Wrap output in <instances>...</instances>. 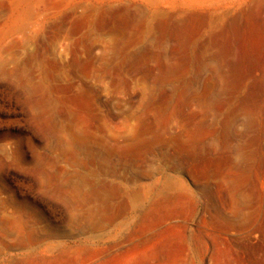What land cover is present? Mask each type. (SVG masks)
Returning <instances> with one entry per match:
<instances>
[{
  "label": "rangeland",
  "instance_id": "rangeland-1",
  "mask_svg": "<svg viewBox=\"0 0 264 264\" xmlns=\"http://www.w3.org/2000/svg\"><path fill=\"white\" fill-rule=\"evenodd\" d=\"M169 1L0 0V240L25 209L77 234L46 264H264V0ZM76 171L171 186L88 239L53 196Z\"/></svg>",
  "mask_w": 264,
  "mask_h": 264
},
{
  "label": "bare ground",
  "instance_id": "bare-ground-1",
  "mask_svg": "<svg viewBox=\"0 0 264 264\" xmlns=\"http://www.w3.org/2000/svg\"><path fill=\"white\" fill-rule=\"evenodd\" d=\"M211 4V0H182L169 1L165 5L168 9L185 7L210 10ZM118 177L115 176L109 182V179L104 181L106 185L108 182L109 186L117 190L107 194L99 188L97 181H92V175H85L79 171L56 184V194L53 196L58 206L69 210L68 221L72 226L79 227L83 234L85 230L91 233L88 239H95L97 236H94V232L107 230L108 227H113L112 231L119 235L130 226L140 223L155 210V206L159 203L158 197L171 186L169 181L163 189L158 181L148 185H129L119 182ZM31 219L35 221L34 225L31 224ZM42 222L39 213L17 209L12 218L15 230L13 235L16 236L17 243L10 244L6 240H0V255L4 253L0 264H46L51 255L57 254L58 258L70 252L71 246L68 241L48 245H45V241L51 238L75 237L77 235L75 231L71 230L65 235L66 230L34 227ZM98 225L102 227L98 229ZM0 229L4 234L8 233L2 224ZM135 233L137 232L133 231L129 234L132 236ZM14 247L19 251L9 253Z\"/></svg>",
  "mask_w": 264,
  "mask_h": 264
},
{
  "label": "crops",
  "instance_id": "crops-1",
  "mask_svg": "<svg viewBox=\"0 0 264 264\" xmlns=\"http://www.w3.org/2000/svg\"><path fill=\"white\" fill-rule=\"evenodd\" d=\"M123 2H125V0H109V3H111V4H116V3L121 4Z\"/></svg>",
  "mask_w": 264,
  "mask_h": 264
}]
</instances>
